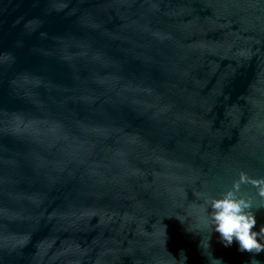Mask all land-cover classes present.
Segmentation results:
<instances>
[{
  "label": "water",
  "instance_id": "water-1",
  "mask_svg": "<svg viewBox=\"0 0 264 264\" xmlns=\"http://www.w3.org/2000/svg\"><path fill=\"white\" fill-rule=\"evenodd\" d=\"M241 174L264 180V0H0V264H209L205 201Z\"/></svg>",
  "mask_w": 264,
  "mask_h": 264
},
{
  "label": "clouds",
  "instance_id": "clouds-1",
  "mask_svg": "<svg viewBox=\"0 0 264 264\" xmlns=\"http://www.w3.org/2000/svg\"><path fill=\"white\" fill-rule=\"evenodd\" d=\"M246 183L257 187L256 199L242 193L241 185ZM205 204L207 207L204 209L197 247L206 255L209 264H223L210 251L214 234L223 247L235 245L240 253L253 256L249 264H259L254 257L264 253V225L258 226L256 214L264 209V180L249 181L241 174L239 181L218 197L207 199ZM172 264H188V257L183 250L179 259L173 258Z\"/></svg>",
  "mask_w": 264,
  "mask_h": 264
}]
</instances>
